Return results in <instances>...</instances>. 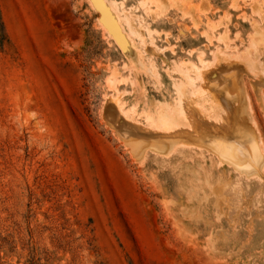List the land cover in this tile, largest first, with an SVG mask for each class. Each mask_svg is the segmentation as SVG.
<instances>
[{
    "label": "rangeland",
    "instance_id": "rangeland-1",
    "mask_svg": "<svg viewBox=\"0 0 264 264\" xmlns=\"http://www.w3.org/2000/svg\"><path fill=\"white\" fill-rule=\"evenodd\" d=\"M101 2L0 0V264H264V0Z\"/></svg>",
    "mask_w": 264,
    "mask_h": 264
},
{
    "label": "bare ground",
    "instance_id": "bare-ground-1",
    "mask_svg": "<svg viewBox=\"0 0 264 264\" xmlns=\"http://www.w3.org/2000/svg\"><path fill=\"white\" fill-rule=\"evenodd\" d=\"M94 4H95V7L101 12L102 14V21L103 23L106 25V27L109 29V31L111 32V34H113V36L115 37V39L120 43L122 44L123 46H127L126 45V42L123 38V36L121 35L120 33V30L118 29L117 25L115 24L114 20L112 19V17L110 16V14L108 13V11L106 10V8L104 7L103 3L101 2V0H93ZM159 5V3H158ZM162 5V4H161ZM160 5V6H161ZM110 8L111 6L113 8H115L113 6V4L109 5ZM162 7V6H161ZM105 13V16H104V13ZM115 11V10H114ZM113 12V11H112ZM117 13V12H116ZM123 18V17H122ZM118 19V18H117ZM116 19V20H117ZM124 19V18H123ZM122 20V19H121ZM125 23V22H124ZM128 24V23H127ZM132 27V26H131ZM130 27V29H131ZM128 29V27H127ZM132 30V29H131ZM135 30V29H134ZM129 34H132L129 30H128ZM135 32V31H134ZM259 33H261L259 30H258ZM258 33V34H259ZM262 34V33H261ZM264 36V35H263ZM205 91V90H204ZM111 106V105H110ZM166 107V106H165ZM163 110V109H162ZM158 112V111H157ZM171 114V113H170ZM158 116V115H157ZM148 119V118H147ZM158 122V127L167 131V130H171L173 128V122L174 119L173 118H170L165 112L160 114L159 115V120L157 121ZM157 126V124H156ZM149 135V134H147ZM159 136H157L158 138ZM161 140V139H160ZM162 141V140H161ZM245 161V160H244ZM244 163V162H243ZM248 163V162H247Z\"/></svg>",
    "mask_w": 264,
    "mask_h": 264
},
{
    "label": "water",
    "instance_id": "water-1",
    "mask_svg": "<svg viewBox=\"0 0 264 264\" xmlns=\"http://www.w3.org/2000/svg\"><path fill=\"white\" fill-rule=\"evenodd\" d=\"M103 12V11H102ZM104 13V12H103ZM104 16H105V13H104Z\"/></svg>",
    "mask_w": 264,
    "mask_h": 264
}]
</instances>
